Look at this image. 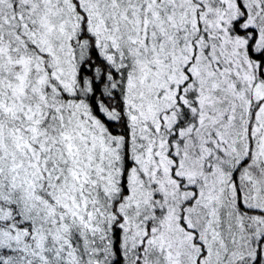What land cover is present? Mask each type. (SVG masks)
<instances>
[{
  "label": "snow or ice",
  "instance_id": "6c2138e0",
  "mask_svg": "<svg viewBox=\"0 0 264 264\" xmlns=\"http://www.w3.org/2000/svg\"><path fill=\"white\" fill-rule=\"evenodd\" d=\"M0 264H264V0H0Z\"/></svg>",
  "mask_w": 264,
  "mask_h": 264
}]
</instances>
